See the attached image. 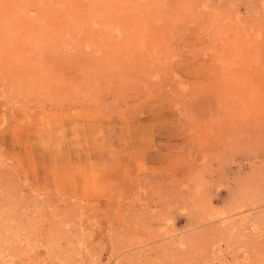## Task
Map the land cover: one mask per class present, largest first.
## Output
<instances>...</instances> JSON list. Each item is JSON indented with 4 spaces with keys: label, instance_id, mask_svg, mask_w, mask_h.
<instances>
[{
    "label": "rangeland",
    "instance_id": "obj_1",
    "mask_svg": "<svg viewBox=\"0 0 264 264\" xmlns=\"http://www.w3.org/2000/svg\"><path fill=\"white\" fill-rule=\"evenodd\" d=\"M0 264H264V0H0Z\"/></svg>",
    "mask_w": 264,
    "mask_h": 264
}]
</instances>
